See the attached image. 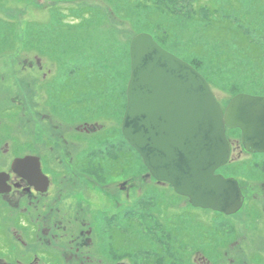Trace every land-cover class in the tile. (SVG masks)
Instances as JSON below:
<instances>
[{"label": "rangeland", "instance_id": "374dc122", "mask_svg": "<svg viewBox=\"0 0 264 264\" xmlns=\"http://www.w3.org/2000/svg\"><path fill=\"white\" fill-rule=\"evenodd\" d=\"M142 32L197 69L223 106L238 93L264 95V0H0L2 82L24 101L26 73L21 69L34 55L47 68L71 70L74 64L83 68L91 63L96 72L110 73L117 90L119 134L103 139L100 146L115 141L118 147L124 140L125 174L113 173L111 180L128 178L145 192L157 183L142 155L122 134L127 105L119 102L120 92H125L123 78L128 86L131 75V40ZM251 40L258 50L251 51ZM226 133L233 141L241 140L239 129ZM239 166L219 172L244 173L252 183L258 181V171L247 172L245 162ZM138 192L128 201L129 221L116 225L125 233L126 252L141 264L150 261L156 247L154 264H264V206L248 203L246 212L235 217L191 206L185 210L173 187L160 184V196L173 197L178 213L169 226L161 217L160 227L152 228L151 205L143 207L140 201L145 197ZM105 239L103 233L101 241ZM115 247L122 252L118 244Z\"/></svg>", "mask_w": 264, "mask_h": 264}, {"label": "flooded vegetation", "instance_id": "af4514ba", "mask_svg": "<svg viewBox=\"0 0 264 264\" xmlns=\"http://www.w3.org/2000/svg\"><path fill=\"white\" fill-rule=\"evenodd\" d=\"M77 64L57 70L45 67L37 55L26 58L24 101L2 82L5 77L0 79V264H141L126 252L125 233L116 225L126 224L132 192L137 195L139 188L145 197L140 203L151 205L152 228L160 227L161 217L169 226L178 213L173 197L159 194L160 184L171 186L166 182L155 179L154 190L144 192L135 181L111 180L127 167L124 140L118 147L115 141L100 146L119 134L114 78L96 72L91 63ZM123 87L119 102L125 106L126 76ZM230 143L224 167L255 166L259 176L254 184L264 188V153L245 151L239 140ZM222 174L247 186L243 174ZM179 204L185 209L186 197ZM115 244L122 252H116ZM158 255L156 247L147 264Z\"/></svg>", "mask_w": 264, "mask_h": 264}, {"label": "water", "instance_id": "95a60500", "mask_svg": "<svg viewBox=\"0 0 264 264\" xmlns=\"http://www.w3.org/2000/svg\"><path fill=\"white\" fill-rule=\"evenodd\" d=\"M131 75L122 132L149 172L194 206L225 214L244 202L237 179L217 170L230 155L226 129L248 152H264V95L238 93L225 110L207 79L142 32L130 44Z\"/></svg>", "mask_w": 264, "mask_h": 264}, {"label": "bare ground", "instance_id": "6f19581e", "mask_svg": "<svg viewBox=\"0 0 264 264\" xmlns=\"http://www.w3.org/2000/svg\"><path fill=\"white\" fill-rule=\"evenodd\" d=\"M163 47V46H162ZM164 48V47H163ZM165 50H167L166 48H164ZM167 51H169V50H167ZM170 52V51H169ZM172 53V52H171ZM173 54H175V53H173ZM176 55V54H175ZM177 56V55H176ZM208 81V80H207ZM216 97V96H215ZM216 99H217V97H216ZM229 103V102H228ZM228 105V104H227ZM226 105V106H227ZM226 106H223L222 105V107H223V109L225 110V108H226ZM117 111H118V109H117ZM125 113H126V109H125ZM125 113H124V116H125ZM124 116H123V119H124ZM248 169H253V170H255V171H258L257 169H256V167L255 166H251V165H248L247 166V170ZM244 172H246V171H244ZM123 174H125V173H123ZM244 174V173H243ZM225 177H228V176H226V175H224ZM229 177H231V176H229ZM243 179H245V180H242V181H244V183L247 185V186H243L242 184H241V181L240 180H238L237 179V181H238V184H239V186L241 187V189H242V193H243V195H244V202H243V205H242V208L239 210V211H237V212H234V213H231V214H225V213H223V212H219V211H216V210H214L213 209V211H215V212H217V213H220L221 215H224V217H226V216H230V217H235L236 215H238V214H241V213H243V212H246V207L248 208L249 206H250V204H252V203H254V206L255 207H257V205L258 206H260V207H262V206H264L263 204V202H260V200H261V197H264V193H263V190H264V188H261V190H259L260 189V187H262L261 185H258V184H254V183H249L248 182V179L245 177V174L243 175V177H242ZM128 178H125L124 179V181L125 180H127ZM250 181V180H249ZM164 182H166V181H164ZM248 182V183H247ZM256 185V186H255ZM248 187V188H247ZM244 189H247V191H248V193L246 192H244ZM65 191H66V189H65ZM256 191L258 192V194L256 195V197H254V196H249V194L251 195V194H255L256 193ZM182 195V194H181ZM182 196H184V197H186V198H189L187 195H182ZM250 197V198H249ZM90 199V198H89ZM248 203H250V204H248ZM261 203H263L262 205H261ZM127 207H128V205H127ZM127 207H126V209H127ZM128 210V209H127ZM252 210H254V207H253V209ZM250 212H248V214H249ZM254 214H255V210H254V212H253ZM259 214V213H258ZM133 220V219H132ZM129 220H128V218L126 219L125 218V223H127ZM135 225L137 224V223H135V222H133ZM138 225V224H137ZM136 225V226H137Z\"/></svg>", "mask_w": 264, "mask_h": 264}, {"label": "trees", "instance_id": "16d2710c", "mask_svg": "<svg viewBox=\"0 0 264 264\" xmlns=\"http://www.w3.org/2000/svg\"><path fill=\"white\" fill-rule=\"evenodd\" d=\"M243 36V35H241ZM249 46L252 48L251 51H253L254 49L255 50H258V45L256 43H253V41L251 40V43L249 44ZM216 94V93H215ZM216 97L218 98L217 94H216ZM219 99V98H218ZM231 261V260H230Z\"/></svg>", "mask_w": 264, "mask_h": 264}]
</instances>
